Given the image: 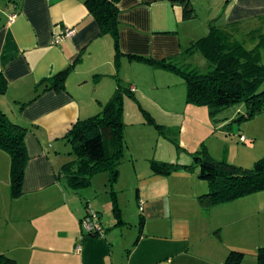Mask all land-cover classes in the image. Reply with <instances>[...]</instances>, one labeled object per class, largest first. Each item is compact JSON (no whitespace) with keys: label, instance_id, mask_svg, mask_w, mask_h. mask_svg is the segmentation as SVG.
<instances>
[{"label":"crops","instance_id":"obj_1","mask_svg":"<svg viewBox=\"0 0 264 264\" xmlns=\"http://www.w3.org/2000/svg\"><path fill=\"white\" fill-rule=\"evenodd\" d=\"M86 1L10 0L0 8V71L7 80L0 103H11L13 120L27 128L29 156L22 197L13 198L4 191L11 163L0 151V165L8 170L0 173V224L7 221L2 253L16 264H225L234 251L245 254L241 264H257V252L264 248V191L227 203H204L199 198L209 193V186L196 171L155 175L150 165L139 174L136 195L142 227L123 238L119 228L129 222L121 220L123 213L113 204L115 191L102 190L105 208L112 209L105 222L94 201L100 190L89 189L92 181L84 189L67 185L62 169L73 160L65 163L50 148L56 151L60 144L62 151L73 152L65 136L82 119L83 109L91 108L80 103H100L101 109L118 81L132 92L165 80L164 69L129 57H179L207 36L215 18L209 17L204 34L188 32L197 29V18H185L187 5L197 14L225 4L217 25L248 50L258 49L264 64V0H116L118 56L113 36L102 34ZM67 28L75 29V35L53 45ZM123 67L130 73L124 75ZM70 68L64 90H45L48 80ZM8 198L12 209L5 207ZM89 210L99 214L104 237L83 232L81 221Z\"/></svg>","mask_w":264,"mask_h":264},{"label":"trees","instance_id":"obj_2","mask_svg":"<svg viewBox=\"0 0 264 264\" xmlns=\"http://www.w3.org/2000/svg\"><path fill=\"white\" fill-rule=\"evenodd\" d=\"M116 0H87L90 13L98 22L102 34L114 38L117 56L119 47V10ZM187 20L197 14L188 5L184 9ZM201 52L208 63L205 72L184 65L186 57ZM155 68L180 75L187 87V103L208 107L210 113L229 106L245 103L244 119L264 113V64L258 49L248 50L242 41H237L225 29L209 24L207 36L193 42L179 57L154 60L130 56ZM183 62V63H182ZM71 71L67 69L48 80L45 90L62 91ZM7 89V80L0 71V95ZM132 92L118 81V88L99 114L79 120L67 132L65 139L70 144L75 159L63 166L62 175L67 184L76 189L89 187L92 179L101 173L110 176V183L118 176V166L124 147V123L122 122L123 96ZM134 96V95H133ZM27 128L12 120L0 108V149L11 158L10 191L13 198L22 195L25 170L29 160L25 145ZM155 175L168 176L185 170L196 171L200 180L207 182L209 193L199 199L206 203H227L241 197L264 191V156L253 167L246 169L226 161H217L207 152H198L190 166L151 162ZM116 206V203H113ZM141 222V227H142ZM245 254L231 252L225 264H241ZM0 264H16L15 260L0 255ZM257 264H264V248L257 252Z\"/></svg>","mask_w":264,"mask_h":264},{"label":"rangeland","instance_id":"obj_3","mask_svg":"<svg viewBox=\"0 0 264 264\" xmlns=\"http://www.w3.org/2000/svg\"><path fill=\"white\" fill-rule=\"evenodd\" d=\"M8 3L10 0H0V8H6ZM224 5L222 7L217 5L211 11L205 8L197 10L198 15L195 22L197 29L191 28L188 32L204 34L207 30L205 24L208 25L209 17L215 18L216 24L219 25ZM183 64L190 65L201 72H205L208 68L206 58L201 52H194L186 57ZM126 69L127 67H123L124 75L130 73ZM138 89L132 90L134 92L132 97L128 93L123 96L124 147L118 166V176L110 183L108 174H98L92 179L89 188L94 193H96L95 190H100L94 201L100 204L101 209L99 210L105 222L110 220L112 209L105 208V197L102 190L115 191L116 208L123 213L121 220L126 219L129 222L128 226L119 228V234L123 238L127 235L131 237L141 226V214L136 198L140 184L139 174L147 170L151 162L190 166L194 163V157L198 152H207L217 161H226L229 164L250 169L257 160L264 156V113L244 119L242 116L246 112V105L240 103L211 114L206 106L187 103V87L182 77L166 70L163 82L158 83L155 79L153 83L144 84ZM80 104L81 106L88 104L91 107L88 111L82 107L84 114L81 120H86L90 116L97 115L99 111H103L107 103H101V109H97L100 103ZM0 108L13 120L14 109L11 103H0ZM58 145V149L55 147L56 151L50 148L52 154L57 153L65 163L75 159L73 152L69 155L68 151H62L60 144ZM0 151L11 163L10 155L2 149ZM5 167L0 165L2 175L6 170ZM1 174L0 180H3ZM10 186L11 181L9 192L4 189L9 196H11ZM21 197L22 195L18 198ZM0 201H3L2 197ZM12 201V198H8L5 207L12 209ZM17 202L18 200L15 199L13 203ZM15 206L17 204L13 207ZM6 224L7 221H2L0 224V255L9 258L8 253H2L4 246L1 244L3 237L1 232H4Z\"/></svg>","mask_w":264,"mask_h":264},{"label":"built area","instance_id":"obj_4","mask_svg":"<svg viewBox=\"0 0 264 264\" xmlns=\"http://www.w3.org/2000/svg\"><path fill=\"white\" fill-rule=\"evenodd\" d=\"M17 14L14 13L10 17V23H13L16 19ZM75 29L67 28L64 29L60 34H57L53 39L52 44L58 45L66 39H70L75 35ZM142 204V203H141ZM81 227L83 232L86 235L94 236V237H104L105 229L103 224L100 221L99 214L94 210H89L86 216L81 221Z\"/></svg>","mask_w":264,"mask_h":264}]
</instances>
